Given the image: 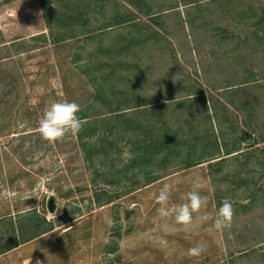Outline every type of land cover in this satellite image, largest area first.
I'll use <instances>...</instances> for the list:
<instances>
[{
  "label": "rangeland",
  "instance_id": "1",
  "mask_svg": "<svg viewBox=\"0 0 264 264\" xmlns=\"http://www.w3.org/2000/svg\"><path fill=\"white\" fill-rule=\"evenodd\" d=\"M94 84L129 122L104 120ZM59 101L95 121L86 147L36 131ZM156 138L155 157L136 151ZM197 181L185 231L155 198L168 183L182 204ZM5 191L0 264H264V0H0Z\"/></svg>",
  "mask_w": 264,
  "mask_h": 264
},
{
  "label": "clouds",
  "instance_id": "2",
  "mask_svg": "<svg viewBox=\"0 0 264 264\" xmlns=\"http://www.w3.org/2000/svg\"><path fill=\"white\" fill-rule=\"evenodd\" d=\"M81 107L76 102L59 101L52 103L43 113L38 123L36 131L41 139L49 143H56L65 138L66 135H77L86 123L77 114ZM21 128L27 127V121L20 124ZM51 182V178L43 176L40 178L37 188L44 187ZM202 185L199 181L193 184V190L185 193L184 203L174 205L169 208V199L172 185L165 183L156 196V203L160 205L158 212L163 218L174 217L177 224L182 225L185 231H189L193 226V214L200 212L201 208L207 204V196H202L198 191ZM0 198H10L8 192H0ZM234 210L232 203L225 199L218 209L214 227L224 229L231 226ZM206 219V217H204ZM205 246L199 244L187 250L190 257L200 256L205 252Z\"/></svg>",
  "mask_w": 264,
  "mask_h": 264
},
{
  "label": "trees",
  "instance_id": "3",
  "mask_svg": "<svg viewBox=\"0 0 264 264\" xmlns=\"http://www.w3.org/2000/svg\"><path fill=\"white\" fill-rule=\"evenodd\" d=\"M100 85L94 84L95 89H96L95 101L100 100L101 102H103V105L104 106H105V103H106V105H108L109 110L106 113H109V114H106L105 116H103L104 117V120L105 119H109V117H111V118H114L118 122H121V123L129 122V120H128L129 117H127L129 115L128 114V111H126L125 109H121L120 110V109H117L114 106H112L114 104V99L109 98L105 94V91H104L103 87H101ZM82 119L85 120L86 123L83 125L82 130L77 134V136H78L79 141L83 145V147H86L85 146V145H87L86 144L87 143V141H86V134L88 133V135H89V133L92 131L91 125L95 121L91 120L88 116H83ZM215 143L218 144L217 143V140H216ZM166 146H167V144H165L163 141H159L158 138H156L155 140L154 139H151L150 141H148L143 146L142 149L140 148V150H136V151L138 153H141L145 157L146 156H149V155L150 156H154V155H157L160 151H162V149H165ZM88 149H87V152L89 153V151L91 149L90 150H88ZM228 153H230V152H228ZM145 160H147V159H145ZM191 163L192 162H187L186 163V167L187 166H191L192 165ZM57 219L59 221H61L60 218H57ZM46 223H47V227L45 228V230H42V232H45V231H47L49 229H52L55 222L53 220V221H48ZM17 231H19V230L17 229ZM39 232H41V231H35L32 234H29V235H26V236H22V239L25 240V239H29L31 237H34V236L38 235Z\"/></svg>",
  "mask_w": 264,
  "mask_h": 264
},
{
  "label": "water",
  "instance_id": "4",
  "mask_svg": "<svg viewBox=\"0 0 264 264\" xmlns=\"http://www.w3.org/2000/svg\"><path fill=\"white\" fill-rule=\"evenodd\" d=\"M49 207L51 210L53 209V198L50 199ZM28 264H32V263L29 262Z\"/></svg>",
  "mask_w": 264,
  "mask_h": 264
}]
</instances>
